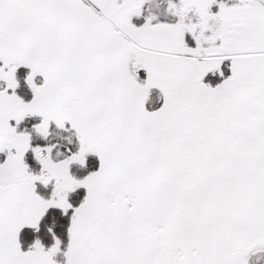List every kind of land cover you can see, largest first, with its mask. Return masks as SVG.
<instances>
[{"label": "snow or ice", "instance_id": "6c2138e0", "mask_svg": "<svg viewBox=\"0 0 264 264\" xmlns=\"http://www.w3.org/2000/svg\"><path fill=\"white\" fill-rule=\"evenodd\" d=\"M0 264H264V0H0Z\"/></svg>", "mask_w": 264, "mask_h": 264}, {"label": "trees", "instance_id": "16d2710c", "mask_svg": "<svg viewBox=\"0 0 264 264\" xmlns=\"http://www.w3.org/2000/svg\"><path fill=\"white\" fill-rule=\"evenodd\" d=\"M28 69L21 68L18 70V77L21 79V88L18 89L19 94L23 95L26 99H30V92L27 88V85L23 82V77L27 73ZM223 71L225 76L230 75V70L228 68V62H225L223 65ZM205 82H211L213 86L220 82V77L218 75L209 74L205 77ZM90 160L96 164L98 163L94 157H90ZM82 191V190H81ZM68 225V218L61 215L59 210H50L48 217L42 222L41 230L39 233H33L32 230L26 229L24 236L28 240H32L35 237H39L46 245L52 243L51 234L48 233L47 228L52 227L53 231L61 238L65 239L67 237L66 229Z\"/></svg>", "mask_w": 264, "mask_h": 264}, {"label": "crops", "instance_id": "0c3cea01", "mask_svg": "<svg viewBox=\"0 0 264 264\" xmlns=\"http://www.w3.org/2000/svg\"><path fill=\"white\" fill-rule=\"evenodd\" d=\"M227 62V61H226ZM222 68H223V65H222Z\"/></svg>", "mask_w": 264, "mask_h": 264}]
</instances>
